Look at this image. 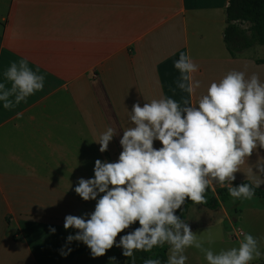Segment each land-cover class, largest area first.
I'll return each mask as SVG.
<instances>
[{
  "label": "crops",
  "instance_id": "crops-1",
  "mask_svg": "<svg viewBox=\"0 0 264 264\" xmlns=\"http://www.w3.org/2000/svg\"><path fill=\"white\" fill-rule=\"evenodd\" d=\"M229 5L230 0H0V83L10 87L3 74L22 59L45 77L43 89L26 101L11 109L0 102V264H127L115 246L96 258L82 242L65 247L78 231L65 230V217L95 209L96 201L76 194L77 181L94 178L97 159L118 161L123 130L133 126L134 103L168 97L196 104L232 70L246 78L255 73L264 82V63L258 62L264 48L234 55L224 41ZM182 50L198 65L193 75L201 87L192 96L177 87L174 63ZM109 126L119 135L101 153L96 142ZM257 163L264 164L260 147L245 157L233 182L210 186L248 181L264 190ZM255 198L243 199L239 212L227 205L230 199L221 203L218 212L228 222L223 228L217 218L195 226L188 216L185 221L215 252L238 247L241 230L251 234L262 255L250 264H264V203ZM230 209L239 215L236 223ZM62 248L71 252L62 256ZM185 255L186 264H207L198 249L189 247Z\"/></svg>",
  "mask_w": 264,
  "mask_h": 264
},
{
  "label": "clouds",
  "instance_id": "clouds-1",
  "mask_svg": "<svg viewBox=\"0 0 264 264\" xmlns=\"http://www.w3.org/2000/svg\"><path fill=\"white\" fill-rule=\"evenodd\" d=\"M180 78L177 87L192 96L201 87L194 79L198 65L189 55L181 54L174 63ZM10 83H0V102L11 109L41 91L45 77L33 71L27 60L13 62L4 72ZM22 115L17 113V116ZM130 121L123 130L122 152L117 162L97 159L94 178H79L75 192L84 201H96L95 209L82 216L65 217V230L74 228L75 235L66 238V246L82 242L93 258L102 257L113 246L135 264L136 251H151L169 245L167 264H186L185 251L198 249L207 264H250L261 257L259 241L241 230L238 247L215 252L205 247L188 222L176 215L186 200L200 204L213 183L233 182L245 157L254 149H264V82L253 73L229 71L219 82H212L207 93L196 104L161 97L132 105ZM119 129L109 126L96 142L99 151H107ZM154 141L162 147L154 148ZM256 170L264 174V164ZM111 186V187H110ZM229 195L252 199L254 190L245 183L228 185ZM99 197V199H97ZM140 227L120 237L131 225ZM55 228L50 232L55 233ZM71 248H62L66 256ZM110 260H115L111 257ZM143 264H161L159 259H146Z\"/></svg>",
  "mask_w": 264,
  "mask_h": 264
},
{
  "label": "trees",
  "instance_id": "trees-1",
  "mask_svg": "<svg viewBox=\"0 0 264 264\" xmlns=\"http://www.w3.org/2000/svg\"><path fill=\"white\" fill-rule=\"evenodd\" d=\"M227 26L224 31V41L232 54L243 52L256 45L264 48V0H230V5L226 10ZM249 24L247 28L244 24ZM186 54L184 50L177 54L179 59L181 54ZM259 63H264L259 60ZM242 183L248 184L255 192L254 196L264 198V190L253 186L248 181L235 182L233 186ZM205 202L197 204L191 200H186L181 209L176 211V215L180 216L184 221L186 220L190 209L195 205H201L209 209H217L221 203L227 202L232 196L229 195L228 185L218 187L213 190L209 185L205 193ZM140 227L137 221L128 229L121 232L119 237L126 235L135 228ZM169 245L156 246L151 251H136L135 264H143L146 259H159L161 264H167ZM127 264H131V258H126Z\"/></svg>",
  "mask_w": 264,
  "mask_h": 264
},
{
  "label": "rangeland",
  "instance_id": "rangeland-1",
  "mask_svg": "<svg viewBox=\"0 0 264 264\" xmlns=\"http://www.w3.org/2000/svg\"><path fill=\"white\" fill-rule=\"evenodd\" d=\"M249 25V24H246ZM261 49H263V47H261ZM264 51V49H263ZM257 201L260 203H264V198L256 196ZM227 205L229 207H236V210H238V212L242 209L243 206L245 205V202L243 201V198L237 199V198H231L229 200V202L227 203ZM218 209V208H217ZM209 209V208H205V207H201V206H195L191 212H189L188 218L189 220H191V226H195L197 224H202V223H206L208 221H214L216 218L218 221L224 220V223L219 224L221 228H223V226H227L228 222L225 220L224 215L221 212H218L219 209ZM231 213L230 216L232 217V219H234L235 223L238 220V214L235 213V209H230ZM247 215V213H246ZM222 233V230H221ZM194 248V247H193ZM194 251L196 252L197 249L194 248ZM264 261V259H263Z\"/></svg>",
  "mask_w": 264,
  "mask_h": 264
}]
</instances>
